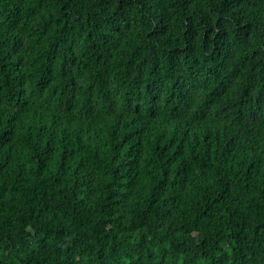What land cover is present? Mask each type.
<instances>
[{
  "label": "trees",
  "instance_id": "16d2710c",
  "mask_svg": "<svg viewBox=\"0 0 264 264\" xmlns=\"http://www.w3.org/2000/svg\"><path fill=\"white\" fill-rule=\"evenodd\" d=\"M0 264H264V0H0Z\"/></svg>",
  "mask_w": 264,
  "mask_h": 264
}]
</instances>
